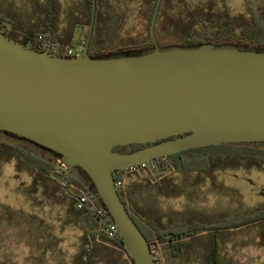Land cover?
<instances>
[{"label":"water","instance_id":"water-1","mask_svg":"<svg viewBox=\"0 0 264 264\" xmlns=\"http://www.w3.org/2000/svg\"><path fill=\"white\" fill-rule=\"evenodd\" d=\"M161 1L153 48L139 52L93 58L78 47L82 54L63 58L51 46L37 52L0 33V133L57 157L66 168L54 174L61 183L80 169L133 264H156V255L118 194L116 171L198 147L264 144V49L161 47ZM134 143L154 144L114 151Z\"/></svg>","mask_w":264,"mask_h":264},{"label":"trees","instance_id":"trees-1","mask_svg":"<svg viewBox=\"0 0 264 264\" xmlns=\"http://www.w3.org/2000/svg\"><path fill=\"white\" fill-rule=\"evenodd\" d=\"M85 1L89 25L93 0ZM113 1L97 0L95 32L88 54L95 58L152 49L150 31L158 0ZM183 1L185 0H162L159 5L155 36L161 47L234 44L264 49V9L251 6L246 12L233 15L227 10L217 9L214 4H196L184 5L181 11L177 10L176 6ZM48 9L45 7V11ZM135 11L146 21V34L138 38L124 37L123 30ZM54 20V17L45 15L42 27L46 33L35 35L32 28L23 25L19 18L6 14L0 16V25L3 22L11 23L12 35L0 33L37 52H43L51 46L50 54L56 57L69 58L82 53L76 50L75 53L68 54L70 48L65 47L66 44L57 46L60 37L55 33ZM73 36V30L67 34L69 39ZM68 44L75 45L73 40ZM153 144L116 146L114 151L127 154ZM57 161V157L36 145L19 137L0 133V170L3 165L13 163L18 174H27L30 177L31 182L26 189L35 202L41 195L45 202L66 207L70 217L68 222H73L83 231L84 247L77 255L75 264H133L119 233L115 232L114 237L109 236L108 230L113 222L108 216L100 214L104 213V208L97 195L90 190L85 174L78 168L74 169L66 181L61 183L54 178V174L64 173L65 170L59 167ZM168 168L171 169L168 173L154 177L155 171ZM231 170L264 171V144L198 147L156 159L148 165L114 173L118 194L152 251L162 247L167 255L165 262L156 259V264H181L191 261L193 264H231L225 262L221 256V245L224 243L222 236L232 230L254 226L261 228L264 239V207L252 209L236 217H219L213 222L192 217L165 224L157 214L139 208L137 197L125 185L128 175L137 171L147 172L150 178L148 182L153 185L152 188L157 194L170 196L181 193L171 189L173 175L187 178L195 174L200 180L206 181L208 178L214 179L218 173ZM83 196H93L94 202H87L79 209L78 202ZM22 221L33 225L36 223L35 217L27 215L23 210L0 204V228L5 222L19 227ZM199 241L202 242L201 248L197 247ZM116 253L124 255V261H120ZM0 264L5 262L0 261Z\"/></svg>","mask_w":264,"mask_h":264},{"label":"rangeland","instance_id":"rangeland-1","mask_svg":"<svg viewBox=\"0 0 264 264\" xmlns=\"http://www.w3.org/2000/svg\"><path fill=\"white\" fill-rule=\"evenodd\" d=\"M63 1L71 3L69 9H76L77 0H61V3ZM216 1H219L221 7L224 6V10L231 12L232 9L235 15L244 13L245 6L249 4L264 9V0ZM200 3L210 5L211 1L185 0L176 9L181 11L184 5ZM130 7L132 8L131 4ZM6 14L19 18L23 25L32 28L35 35L46 33L40 18L42 8L39 0H0V16ZM145 34L146 21L135 11L123 30V36L138 38ZM80 54L82 53L78 55ZM172 178L174 182L171 189L181 192L180 194H157L152 188L153 185L148 182V173L144 171L128 175L125 185L137 197L139 208L157 214L165 224L192 217L213 222L219 217H236L252 209L264 207V171L231 170L218 173L214 179L208 178L206 181L200 180L195 174L187 178L173 175ZM30 182L27 174L16 172L13 163L3 165L0 170V204L23 210L36 220L34 225L22 221L19 227L10 226L7 222L1 226L0 261L5 264H75L77 255L84 247L83 231L73 222H68L70 217L66 207L45 202L41 195L35 202L26 189ZM262 234L260 227L253 226L232 230L223 235V260L231 264H264ZM201 245L202 242L199 241L197 247L201 248ZM154 254L156 259L165 262L167 255L162 247ZM116 256L120 261L126 258L118 253ZM181 264L193 263L191 261Z\"/></svg>","mask_w":264,"mask_h":264},{"label":"flooded vegetation","instance_id":"flooded-vegetation-1","mask_svg":"<svg viewBox=\"0 0 264 264\" xmlns=\"http://www.w3.org/2000/svg\"><path fill=\"white\" fill-rule=\"evenodd\" d=\"M68 0H66L67 2ZM211 4H214L217 9L224 10V6H220L219 1L210 0ZM42 14L40 18L43 21L45 15L54 17V30L60 37V40L57 43V46H63L66 44L65 47L70 49L78 50V47H90L92 36L95 32V19L93 21V9L91 14V22L88 25V9L86 6L85 0H77L76 2V9H69L71 7V3H65L64 1L61 3V0H39ZM66 4L65 6H63ZM97 4V3H96ZM204 6L203 4H199ZM253 7L252 4L245 6V12L248 10V7ZM45 7H48V11H45ZM67 7V9H65ZM220 7V8H219ZM255 7V6H254ZM97 9V7H96ZM230 14L232 13V9L230 10ZM135 14V12H134ZM235 15V14H233ZM96 18V14H95ZM4 23V22H3ZM0 25V32L6 33L7 35H12V24L10 26H6L5 24ZM73 30L74 36L69 39L67 34ZM16 32V31H15ZM71 40L74 41V46H68ZM83 52L82 50H78Z\"/></svg>","mask_w":264,"mask_h":264},{"label":"built area","instance_id":"built-area-1","mask_svg":"<svg viewBox=\"0 0 264 264\" xmlns=\"http://www.w3.org/2000/svg\"><path fill=\"white\" fill-rule=\"evenodd\" d=\"M41 41H43L42 38H41ZM75 52H76L75 49H69V50L67 51L68 54H72V53H75ZM57 164L59 165V167H60L61 169H63V170L66 169L65 166L61 163V161H60L59 159H58V161H57ZM118 185H120V184H118ZM93 200H94V197H93V196H83V197H81V198L79 199V202H78V208H79V209L83 208L84 205H85L87 202H91V201L94 202ZM100 214H101V215H106V216H107V214H106V212H105V209H104V213H103V212H100ZM115 232H117V229H116V227H115V225H114V223H113V225H111V226L109 227V230H108L109 236H110V237H114Z\"/></svg>","mask_w":264,"mask_h":264}]
</instances>
